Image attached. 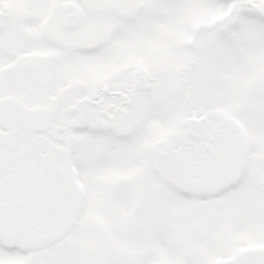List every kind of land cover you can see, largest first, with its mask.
Instances as JSON below:
<instances>
[{"label": "snow or ice", "instance_id": "snow-or-ice-1", "mask_svg": "<svg viewBox=\"0 0 264 264\" xmlns=\"http://www.w3.org/2000/svg\"><path fill=\"white\" fill-rule=\"evenodd\" d=\"M0 264H264V0H0Z\"/></svg>", "mask_w": 264, "mask_h": 264}]
</instances>
